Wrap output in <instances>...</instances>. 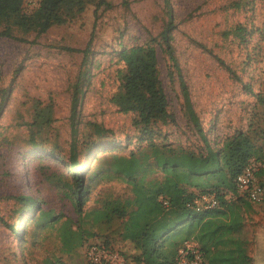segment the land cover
Wrapping results in <instances>:
<instances>
[{
    "label": "rangeland",
    "instance_id": "obj_1",
    "mask_svg": "<svg viewBox=\"0 0 264 264\" xmlns=\"http://www.w3.org/2000/svg\"><path fill=\"white\" fill-rule=\"evenodd\" d=\"M97 1L88 0L72 22L41 36L15 32L22 40L0 37V264H43L45 257H58L63 264L86 260L87 247L70 256L61 254L56 230L35 228L28 221L50 209L75 218L65 197L74 170L62 158L71 143L73 85L84 68L82 51L91 37L76 124L77 174L85 176L108 153L128 155L147 141L138 114L120 111L129 103L121 49L149 45L156 50L157 76L175 116V122L150 126L156 142L190 148L200 142L183 114L176 69L158 39L153 40L168 20L164 0H103L107 4L95 10ZM169 6L175 60L209 141L217 145L251 128L264 132V0H169ZM238 24L249 32L244 42L232 33ZM36 110L51 121L37 133L39 154L29 150V127L24 124L34 120ZM91 123L107 129V138L96 137ZM99 141L104 144L86 156L85 150ZM257 144L264 151V136ZM257 181L264 186V173ZM87 187L84 210L96 207L107 194L127 193L114 178L95 177ZM19 197H33L37 206L28 210ZM243 219L251 241L249 255L254 264H264V201L252 204ZM103 236L88 241H114L115 249L133 254L128 243Z\"/></svg>",
    "mask_w": 264,
    "mask_h": 264
},
{
    "label": "trees",
    "instance_id": "obj_2",
    "mask_svg": "<svg viewBox=\"0 0 264 264\" xmlns=\"http://www.w3.org/2000/svg\"><path fill=\"white\" fill-rule=\"evenodd\" d=\"M87 3L88 0H37L36 5L27 11L24 0H0V37L22 40L16 37L15 32H33L36 37L41 36L54 26L72 22L85 11ZM164 3L168 20L153 40L158 39L159 46L176 69L183 114L200 142L193 148L174 146L165 141L156 142L155 132L150 126L175 122L157 76L156 50L149 45L121 49L119 59L127 67L124 89L129 103L120 106V111L138 114L147 141L141 149L128 155L108 153L98 160L97 165L88 168L85 176L77 174L80 152L76 124L83 94L81 82L87 75L91 37L82 51L84 68L73 85L71 143L68 156L62 158L66 166L74 170L73 183L68 184L65 197L71 203L75 218L62 213L55 215L51 209L45 211L39 208V215L28 224L33 222L35 228L43 230L55 229L61 254L70 256L87 247L86 260L80 264H114L104 259L93 262L88 255L93 248L101 255L117 254L122 263L124 259H130L134 264H177L180 250L187 244L194 246L207 264H254L249 255L251 241L247 237L243 219V213L250 211L254 203L238 191L235 180L251 162H264L263 148L257 144L264 132L251 128L250 132H237L217 145L209 141L175 60L171 45L175 25L169 0H164ZM106 4L103 0L97 1L95 10ZM232 33L241 42L249 34L242 24H238ZM38 104L37 101L36 107ZM35 114L31 123L24 124L29 127V150L39 154L41 149L37 147V133L51 121L41 110H36ZM91 127L96 137L107 138V129L96 123H91ZM103 144L90 145L85 155L89 156L93 148ZM263 173L264 170L257 177ZM95 177L99 180L117 179L126 186L127 193L116 196L107 194L101 197L96 207L84 210L87 201L85 195L89 191L87 183ZM203 196L216 199L217 207L196 211L192 204ZM19 199L29 207L28 210L37 206L33 197ZM19 234L23 237L26 230ZM102 235H105L103 239L111 236L128 243L133 254L115 249L112 245L114 241L89 243L91 237ZM34 243L31 241V245ZM43 264L63 262L58 257H45Z\"/></svg>",
    "mask_w": 264,
    "mask_h": 264
},
{
    "label": "built area",
    "instance_id": "obj_3",
    "mask_svg": "<svg viewBox=\"0 0 264 264\" xmlns=\"http://www.w3.org/2000/svg\"><path fill=\"white\" fill-rule=\"evenodd\" d=\"M37 0H24V7L33 8ZM264 170V162L253 161L239 174L235 180V185L238 191L245 194L249 201L254 204L261 203L264 200V189L257 181V174ZM217 200L207 196H203L195 200L192 207L196 211H207L217 207ZM89 258L98 263L100 261L108 260L114 264H122V259L117 254L101 255L91 249L88 253ZM177 264H207L202 254L192 245L187 244L180 250Z\"/></svg>",
    "mask_w": 264,
    "mask_h": 264
}]
</instances>
